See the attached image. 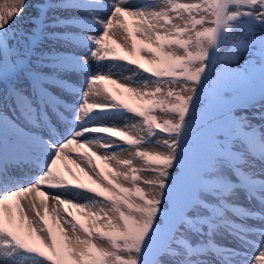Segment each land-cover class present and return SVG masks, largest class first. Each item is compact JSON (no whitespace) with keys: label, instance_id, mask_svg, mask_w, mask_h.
I'll list each match as a JSON object with an SVG mask.
<instances>
[{"label":"snow or ice","instance_id":"obj_1","mask_svg":"<svg viewBox=\"0 0 264 264\" xmlns=\"http://www.w3.org/2000/svg\"><path fill=\"white\" fill-rule=\"evenodd\" d=\"M21 258L264 261V0H0V264Z\"/></svg>","mask_w":264,"mask_h":264},{"label":"bare ground","instance_id":"obj_2","mask_svg":"<svg viewBox=\"0 0 264 264\" xmlns=\"http://www.w3.org/2000/svg\"><path fill=\"white\" fill-rule=\"evenodd\" d=\"M136 2H141V0H136ZM180 2H190V0H180ZM106 63V62H105ZM107 71V67L105 69ZM112 71H117L116 69H112ZM122 72V74L124 76H127V75H130V73L126 70H120ZM116 79H120V76L117 75L116 77H114ZM97 87L100 88L101 90L103 89V87H108L110 90L112 88L111 85H107L106 82H98L97 83ZM90 102H91V99H90ZM158 119L161 120L162 122V119L164 118L163 114L162 113H156ZM135 122V118H132L128 121V123H133ZM105 124L109 125V126H115V127H121L123 128L124 127V121L122 120H117V121H111V120H108V121H104ZM163 138V134H160L159 136L157 137H154L153 139H162ZM117 143H121V141H117ZM141 150H144V151H149V152H158V151H163V148H159L157 146H155V144H143L140 146ZM132 151L134 152L135 149H132ZM122 153V152H121ZM121 153H120V156H121ZM124 153V152H123ZM126 155L129 156V158L132 160V162H134V164H132L133 167L135 168H147V169H150L151 168V165H146L143 158H136V157H133V156H130L129 153L127 151H125ZM124 170H127V169H124ZM137 175L143 177V178H150V176L152 175L151 171L150 170H146V171H140L137 173ZM126 186H129V185H126ZM139 186L141 187H145L143 184H140ZM240 203H245V201L243 200V198H241V200L239 201ZM14 203V202H13ZM250 224H252L254 227L257 226L254 222L250 221L249 222ZM250 239H254V237H249ZM253 255H258V252L254 253ZM19 264H32L31 260L30 259H25V258H21L20 261H19ZM260 264H264V261L260 262Z\"/></svg>","mask_w":264,"mask_h":264},{"label":"rangeland","instance_id":"obj_3","mask_svg":"<svg viewBox=\"0 0 264 264\" xmlns=\"http://www.w3.org/2000/svg\"><path fill=\"white\" fill-rule=\"evenodd\" d=\"M121 158H123V159H130L129 156L126 155L125 152L124 153L123 152L121 153ZM132 164H134V162H132Z\"/></svg>","mask_w":264,"mask_h":264}]
</instances>
